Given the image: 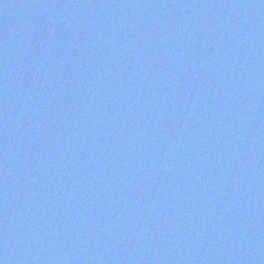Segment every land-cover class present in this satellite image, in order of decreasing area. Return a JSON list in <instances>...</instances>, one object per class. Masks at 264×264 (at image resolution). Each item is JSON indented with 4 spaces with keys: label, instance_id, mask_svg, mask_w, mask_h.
<instances>
[{
    "label": "water",
    "instance_id": "1",
    "mask_svg": "<svg viewBox=\"0 0 264 264\" xmlns=\"http://www.w3.org/2000/svg\"><path fill=\"white\" fill-rule=\"evenodd\" d=\"M0 264H264V0H124L0 152Z\"/></svg>",
    "mask_w": 264,
    "mask_h": 264
}]
</instances>
